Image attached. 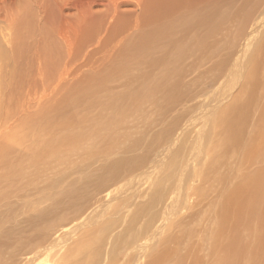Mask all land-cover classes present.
I'll return each mask as SVG.
<instances>
[{
  "label": "rangeland",
  "instance_id": "374dc122",
  "mask_svg": "<svg viewBox=\"0 0 264 264\" xmlns=\"http://www.w3.org/2000/svg\"><path fill=\"white\" fill-rule=\"evenodd\" d=\"M199 1V5H201L205 0ZM143 2L144 5H142ZM219 2L225 9L228 8L224 0H219ZM255 2L256 7L251 12L255 16L262 17L264 25V0H255ZM147 3L148 0H0V109L8 111L7 103L14 99L18 105L16 110L20 116L22 109L19 110V108L24 104L27 106L25 112L28 114L30 112L39 113L48 107L61 105L60 102L68 96L74 95L84 82H92L91 77L109 71L118 60L119 52L125 49L130 39L138 31H141V28L146 27ZM249 6L251 3L248 4L247 9H250ZM244 12L240 13V17ZM251 16L252 14H249L241 22L244 25L253 22L250 19ZM236 20L239 22V19ZM224 23L225 21L219 28V32V29L216 30L210 39L197 44L203 50L202 52L195 55V53L189 54L187 51L184 54L185 57L180 61V71L176 79L180 96L172 103L173 106L169 104L170 101L163 99L161 92L155 96L157 103L141 102L140 110L135 109V106L133 108L129 101L119 105L118 117L120 121L123 120L121 123H125V128L118 130V139L116 144L113 143L115 148L111 146L107 148V151L112 148L113 151L117 149L118 152L110 156L107 154L109 152L103 155L87 154L84 152L88 144L80 142L72 147L73 150L67 149L70 150L67 153L69 156L66 164H61L58 167L59 172L55 170L56 163H48L50 160L45 156L43 158L45 160L42 161L44 165H40L41 168H38L40 166L36 167V190H33L34 193L32 191L30 197L25 198L27 205L24 206L25 202L19 200L17 202L20 203L19 206L15 207L13 204L14 209H11L8 204L0 202V264H25L29 260L28 257L21 260L25 253H28L32 260L34 259L33 264H78L79 260L77 263L75 261L81 259V251L76 250L75 247L79 240L88 234L93 238H98L102 230L101 227L106 222H111V219L121 221L119 216L123 213L111 215L116 208V203L119 201L118 205L121 204L122 208L125 204L122 200H132L130 196L149 189V185L156 184L161 180V176H164L167 171L166 167L168 168L169 161L176 152H180L184 158L192 161L190 164L193 170L188 168L189 173L194 172V167L199 168L200 172L198 171L194 184L195 186L199 184L198 187L202 186V189L209 192L207 198L217 204L220 198L214 188L220 184L216 178L232 177L234 171L230 166H236L234 163L236 156L229 155V162L218 168V162L211 160L214 158L208 157L207 148L209 146L204 145L202 134L242 93L244 87L242 78L239 81L229 79L224 88H220L219 84L221 76L229 68L226 61H232L236 57L240 46L247 37V27L242 34L243 29L237 27L236 23L230 21L226 23L228 25L226 30L224 29L226 26H223ZM262 30L263 27H260L257 34L248 43V49H245L243 53V63H247L249 56L258 47ZM217 46L221 51L217 50ZM116 76L118 78H114L115 81H110L107 84L111 87L112 93L126 88L125 84L119 85L118 82V80L120 82L124 80L125 76L118 74ZM217 106L220 111L215 108ZM72 111L73 109L70 113ZM82 113L83 110L74 117L80 118ZM189 115L190 117L186 118L188 124L183 135L178 142L172 145V141H175L174 130L177 123L180 124ZM15 116L18 117L16 113H14V119ZM4 122L0 123V136L8 134L11 129L9 122ZM148 124L150 125L148 126ZM136 137L137 141H135ZM38 145L41 146L40 143ZM126 148H130V151L126 152ZM188 149L190 151L187 152ZM163 150H165V155L163 154L161 157L160 154L163 153ZM158 155L160 156L158 157ZM113 157L120 158L122 161L143 157V165H147V171L140 180L131 182L129 186L121 187L123 184L120 183L134 178L139 172L125 174L127 166H124L121 172L118 170L120 167L109 171L107 167H110ZM198 159L201 162L197 161ZM205 160L210 161L205 162ZM139 163L141 164V162ZM177 163L181 164V162ZM183 163L187 164V162ZM135 165L137 164L135 163ZM63 168L67 174H61ZM168 170L175 173V170ZM113 178L114 181L110 182ZM176 180L179 181L178 178ZM176 180L173 178L167 182L168 189L174 193L177 192L175 190ZM118 186L121 189H116ZM113 188L115 195L113 194L114 196L108 202L111 204L105 205L108 196L104 195H107L109 189ZM174 193L170 194V202L174 200ZM98 205L104 206L98 208ZM207 205L208 201H202L203 208H206ZM19 207L20 210H17ZM216 211L217 209L211 213L213 218L209 219L210 230H207L209 224L205 219L206 215L202 214L198 206L194 208L193 215L188 213L191 214L187 215L190 219L185 216L181 217L184 220L182 225H175L173 228L171 221H168L167 228L169 230L166 229L164 235L173 234L174 243L170 241L168 244L172 243L170 246H173V249L176 247L180 249L171 255L184 257L186 263L193 260L195 256L196 258H206L208 248L205 246L204 236L211 233L214 228L212 221ZM35 215L36 217H34ZM80 223L82 226L77 227ZM260 226L261 220L255 218L247 219L237 226V236L243 245V254L240 258L243 263H246V260L251 258L254 253ZM76 227L77 229L73 232V228ZM124 228V225L119 224L115 229H112L108 237L104 238V243L98 251L95 253L94 250H90V252L86 250L79 264L125 263V261L123 262L124 254L126 255L128 252H125V246L114 247L118 232ZM173 229L177 236L174 235ZM70 231L71 233L67 235ZM97 233L98 236H95ZM58 238H61L60 241L57 240ZM97 240L92 241L90 245L95 244ZM189 246H192L191 249ZM194 248L195 252L192 251ZM186 250H189L190 253ZM139 264L141 263L139 262Z\"/></svg>",
  "mask_w": 264,
  "mask_h": 264
},
{
  "label": "bare ground",
  "instance_id": "6f19581e",
  "mask_svg": "<svg viewBox=\"0 0 264 264\" xmlns=\"http://www.w3.org/2000/svg\"><path fill=\"white\" fill-rule=\"evenodd\" d=\"M224 1L228 6L226 9L219 0H205L201 5H199V0H148L146 5V7L148 6L146 27L141 28V31H138L128 44L126 43L127 46L119 52L118 60L109 71L91 77L92 82H84L74 95L63 99L60 102L61 105L48 107L39 113L30 112L28 114L25 112L27 106L24 104L19 108V110L22 109V115L20 116V113L16 110L18 106L16 100H9L7 103L8 111L0 109V123L7 121L9 127H11L8 134L0 136V202L8 204L11 209H14L13 204H15V207L19 206L20 203H17L19 200L25 202H23L24 206L27 205L25 198L30 197L32 191L36 190V167L44 165L42 161L45 160L43 159L45 156L50 160L47 161L48 163H56L55 170L59 172L58 167L61 164H66L69 156L67 153L80 142L88 144L84 152L87 154L103 155L109 152L107 154L110 156L118 152L117 149L112 150V148H115L113 143L116 144L118 139V130L125 128V123H121L123 120L120 121L118 117L119 105L121 106L122 102L129 101L133 108L135 106V109H139L141 102L149 103L152 101L157 103L155 96L161 92L163 99L170 101L169 104L173 106L172 103L180 96L176 79L180 71V61L185 57L184 54L187 51H189V54L195 53V55L202 52L203 50L197 44L210 39L214 32L221 28L224 21L223 26H226L224 28L226 30L228 26L226 23L230 21L243 29L242 34L245 27H247V37L240 46L236 57L232 61H226L229 68L221 76L219 86L224 88L229 79L239 81L242 78L244 87L242 93L237 98L235 97L236 99L227 106L218 120L214 124L212 123L213 125L211 124L208 130L202 134L204 145L209 146L207 148L208 157L210 159L214 158L211 160L218 162V168L229 162V155L236 156L234 161L236 166L231 167L229 164L232 171H234L232 177L216 178L220 184L217 188H214L220 198L217 204L207 198L209 192L202 189V186L198 187L199 184L195 186L194 182L197 179L195 177L199 168L194 167L193 172V167L190 164L192 161L190 162V160L184 158L180 152H176L169 161V165L167 164V171L164 176H161V180L156 184L149 185V189L130 196L132 200H122L125 203L122 208L121 204L118 205L119 201L117 200L116 208H114L111 215L123 213L119 216L121 221L111 219V222H106L101 227L102 230L98 238H93L88 234L79 240L75 248L81 251V259H77L75 262L77 263L79 260V264L82 261L86 250L88 252L94 250L96 253L104 243V238L108 237L109 232L121 224L125 228L118 232L117 242L114 246H125V252L128 251L126 255L124 254L123 262L125 261V263L121 264H139V262L141 264L145 262V264H264V25L262 17L255 16L251 12L256 7L255 0H241L238 5L239 0ZM249 3H251V6H249L250 9H247ZM142 5H144V2ZM236 5L237 7H235ZM143 8L145 7L143 6ZM241 12H244L241 15L242 17H240ZM249 14H252L250 19L253 22L244 25L241 21L246 19ZM236 19H239V22ZM260 27H263V32L258 47L249 56L247 63H243L244 50L248 49V43L254 38ZM217 50L221 51L218 46ZM117 74L125 76L124 80H121V82L118 80V82L119 85L125 84L126 88L112 93L111 87L107 84L110 81H115L114 78L117 77ZM15 91L17 93L16 88ZM215 108L218 109V106ZM72 109L73 111L70 113ZM82 110V117L75 118L74 116ZM218 111L220 110L218 109ZM14 113L18 115V117L15 116V119ZM189 117L190 115L184 119L182 118V121L179 120L181 121L180 124L177 123L174 130L175 141L170 142L172 145L178 142L183 135L182 133L188 124L186 118ZM189 127L191 126L189 125ZM137 139L136 137L135 141ZM38 143L41 146H37ZM108 146L112 147L109 151H107ZM165 150L160 154L161 157ZM128 151H130V148L126 150V152ZM188 151L190 150L188 149ZM197 161L201 162L199 159ZM207 161L205 160V162ZM177 162H181V164ZM183 162H187V164ZM143 163V157L124 159L123 161L120 158L113 157L110 167L107 168L112 171L120 167L118 170L121 172L123 167L127 166L125 174L139 172L134 178L120 183L123 184L121 187H126L131 185V182L140 180L142 175L145 174L147 165L145 166ZM192 165L195 166L196 164ZM204 165L206 166V164ZM41 166L38 168H41ZM188 168L192 169V173H189ZM168 169L175 170V173H171ZM39 170L41 171V169ZM64 171L63 168L62 175L67 174ZM172 177L179 180H176L175 190L177 192L174 190L175 193L167 187V182L171 181ZM97 178L98 176L95 181ZM112 181H114V178L110 182ZM117 188L121 189L119 186ZM210 189L212 190V186ZM113 191H115L114 188L109 189L108 194L104 195L108 196L105 205L115 195ZM172 193H174V200L170 202L169 197ZM202 201H208L206 208L201 206ZM101 206L104 205H98V208ZM196 206L201 209L202 214L206 215L205 219L208 220L209 224L207 230H210L211 227L209 220L213 218L211 213L215 209L217 211L214 212V220L212 221L214 228L211 233L204 236L205 246L208 248L206 258H196L195 256L193 260L186 263L184 257L171 255L179 248L177 249L176 245L173 244L176 247L173 249V246H170L172 243L168 244L170 241H174L173 234L166 233L165 236L164 233L166 229L169 230L167 228L168 221H171V227L173 228L175 225H182L184 220L181 217L185 216L190 219L188 216L194 214L193 210ZM118 208H120L119 211ZM17 210H20V207ZM189 212L191 214H188ZM250 218L261 220V226L258 231L254 253L251 258L246 260V263H243L240 261L243 254V245L237 236V226ZM82 223L77 227L82 226ZM77 227L73 228V232ZM4 230L8 231L7 229ZM70 233L71 231L67 235ZM95 236H98V233ZM175 236H177V233ZM181 238L183 237L181 236ZM60 239L57 240L60 241ZM96 239H98L96 243L90 245ZM187 240L189 239L187 238ZM214 245L215 247H213ZM181 247L183 246L181 245ZM186 251L189 252V250ZM192 251L195 252V248ZM22 256L21 260L25 257L29 259L25 264H33L34 259L32 260L28 253Z\"/></svg>",
  "mask_w": 264,
  "mask_h": 264
}]
</instances>
